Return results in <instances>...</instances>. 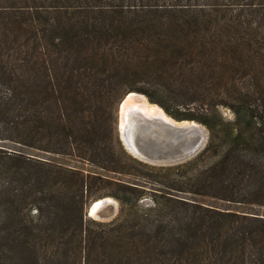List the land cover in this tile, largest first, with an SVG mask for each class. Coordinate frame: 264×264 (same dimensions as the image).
I'll list each match as a JSON object with an SVG mask.
<instances>
[{
  "label": "trees",
  "instance_id": "trees-1",
  "mask_svg": "<svg viewBox=\"0 0 264 264\" xmlns=\"http://www.w3.org/2000/svg\"><path fill=\"white\" fill-rule=\"evenodd\" d=\"M132 91L203 149L130 153ZM0 264H264V0H0Z\"/></svg>",
  "mask_w": 264,
  "mask_h": 264
},
{
  "label": "water",
  "instance_id": "water-1",
  "mask_svg": "<svg viewBox=\"0 0 264 264\" xmlns=\"http://www.w3.org/2000/svg\"><path fill=\"white\" fill-rule=\"evenodd\" d=\"M128 94L118 104L117 128L126 149L135 157L151 164L172 165L191 159L203 149L208 132L203 136L201 124L194 120H176L163 109L170 119L162 115L147 116L132 109L122 115V106ZM92 204L87 208L89 216Z\"/></svg>",
  "mask_w": 264,
  "mask_h": 264
},
{
  "label": "bare ground",
  "instance_id": "bare-ground-1",
  "mask_svg": "<svg viewBox=\"0 0 264 264\" xmlns=\"http://www.w3.org/2000/svg\"><path fill=\"white\" fill-rule=\"evenodd\" d=\"M138 110L142 112L143 114L147 116H156V115H162L163 117L167 118L165 112L156 104H150L145 96L142 94H136L134 92H130L126 99L124 100L123 106H122V115L126 114L129 110ZM170 119V118H167ZM124 124V119L121 121V126ZM115 200L108 196L99 198L95 201H93V204L91 206L90 210V216L102 218L109 217L114 212L115 207ZM110 209V213H104L106 210Z\"/></svg>",
  "mask_w": 264,
  "mask_h": 264
},
{
  "label": "rangeland",
  "instance_id": "rangeland-1",
  "mask_svg": "<svg viewBox=\"0 0 264 264\" xmlns=\"http://www.w3.org/2000/svg\"><path fill=\"white\" fill-rule=\"evenodd\" d=\"M221 110H222V112H223V114L226 116V117H228V118H231L232 117V113H231V111L228 109V108H226V107H221ZM201 126V134L203 135V136H205L206 134H207V131H206V128L203 126V125H200ZM162 149V148H161ZM160 149V150H161ZM51 157H53V156H51ZM63 158H66V157H63ZM114 199V198H113ZM116 202H115V209H114V212H113V214L111 215V216H109V217H104L103 219H101V218H97V217H93V218H95V219H99V220H110V219H112L113 217H115L116 216V214L118 213V209H119V203H118V201L116 200V199H114ZM143 202H150L149 201V198H144V200H143ZM110 213V209L109 210H106V212H104L105 214L106 213ZM87 214H88V212H87Z\"/></svg>",
  "mask_w": 264,
  "mask_h": 264
}]
</instances>
